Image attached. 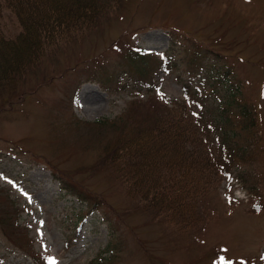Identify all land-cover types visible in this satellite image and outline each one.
I'll list each match as a JSON object with an SVG mask.
<instances>
[{"label": "rangeland", "instance_id": "obj_1", "mask_svg": "<svg viewBox=\"0 0 264 264\" xmlns=\"http://www.w3.org/2000/svg\"><path fill=\"white\" fill-rule=\"evenodd\" d=\"M100 2L85 29L52 26L42 58L48 83L37 89L29 75L0 107V264H264V0ZM0 4V39L12 40L20 22ZM193 46L229 70L227 86L255 106L257 126L229 108L227 126L244 151L234 157L221 134H205L202 149L237 161L227 177L213 174L210 214L190 235L138 207L115 169L99 165L116 135L96 123L134 101L138 116L186 102L213 128L227 90L186 65L183 49ZM133 48L148 56L133 62ZM60 173L91 191L98 210L68 195Z\"/></svg>", "mask_w": 264, "mask_h": 264}, {"label": "trees", "instance_id": "obj_2", "mask_svg": "<svg viewBox=\"0 0 264 264\" xmlns=\"http://www.w3.org/2000/svg\"><path fill=\"white\" fill-rule=\"evenodd\" d=\"M3 2L5 8L17 15L21 32L12 40L0 39V107L8 101L10 104L16 93L20 94L16 90L28 80L26 78H30L29 75L37 78V89L48 83L49 72L44 69L42 58L48 52L45 47L47 38L54 32L52 26H63L69 30L85 29L88 21L100 14L102 5L100 0ZM183 51L187 66L203 69L209 79L217 81L227 90L226 96L217 105L219 113L217 120H213L216 123L213 128L201 126L202 123L196 118H202V114L198 115L186 102L177 103L172 109H168L167 104L155 107L146 115L138 116L136 110L142 105L134 101L122 116L110 121L100 120L96 124L110 126L116 135L115 141L107 145L99 165L115 169L111 171L118 175L127 195L129 193L139 203L138 207L151 210L157 219L191 235L206 224L210 214L204 202L212 191L213 174L228 176L237 161L222 156L219 159L216 153L212 155L211 148L210 152L202 149L205 134H221L224 141L220 146L229 150L230 156L234 157L235 153L237 156L244 151L236 146L235 137L238 136L235 129L228 127L231 122L229 108L238 109L233 113L234 118L246 119L250 130L257 126V111L254 105L241 103L237 95L239 89L233 92V83L227 86L229 70L226 72L216 67L212 57L202 54L194 46L190 51L186 47ZM129 53L133 62L148 56L140 48H133ZM168 60L162 54L161 62ZM200 102V105L204 104V101ZM159 108L162 110L157 111ZM225 126L227 129H222ZM57 178L68 195L76 197L88 207L89 214L98 210V199L91 191L84 190L82 185L75 187L62 174ZM3 229L5 235L10 232L7 227Z\"/></svg>", "mask_w": 264, "mask_h": 264}]
</instances>
